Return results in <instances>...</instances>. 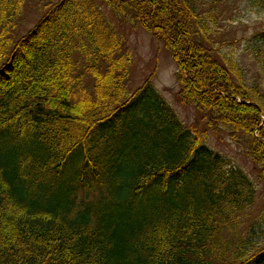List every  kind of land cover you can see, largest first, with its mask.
Instances as JSON below:
<instances>
[{
  "label": "trees",
  "instance_id": "16d2710c",
  "mask_svg": "<svg viewBox=\"0 0 264 264\" xmlns=\"http://www.w3.org/2000/svg\"><path fill=\"white\" fill-rule=\"evenodd\" d=\"M31 3L45 14L20 36ZM208 16L196 0H0V264H264L263 225L242 231L264 184V85L209 48ZM125 24L172 54L197 124L150 79L131 96ZM249 47L264 54V30Z\"/></svg>",
  "mask_w": 264,
  "mask_h": 264
},
{
  "label": "rangeland",
  "instance_id": "374dc122",
  "mask_svg": "<svg viewBox=\"0 0 264 264\" xmlns=\"http://www.w3.org/2000/svg\"><path fill=\"white\" fill-rule=\"evenodd\" d=\"M196 2L204 14L211 15L208 16L207 21L210 22L211 34L214 36L212 35V44L209 48L219 52L220 55L233 57L244 68L245 81L249 85L262 87L264 54H254L249 44L257 32L264 30V8L255 5L254 0H196ZM38 10L34 3L26 6L20 19V36L26 35L34 28L45 14ZM122 31L134 61L129 83L131 96L135 97L150 79L161 100L178 114L187 127L197 124L199 116L196 108H185L178 102L177 94L180 90L176 79L178 67L164 44L156 41L141 26L132 27L125 24L122 26ZM202 128L204 129V126ZM208 135V145L223 155L231 166H238L255 175L252 163L245 152L233 144L225 134H222L220 139L211 131ZM259 193L260 200L252 209L250 216L245 219L242 231L247 229L250 223L262 224L264 227V184L260 185ZM256 241L259 249L264 247L263 237H259Z\"/></svg>",
  "mask_w": 264,
  "mask_h": 264
}]
</instances>
